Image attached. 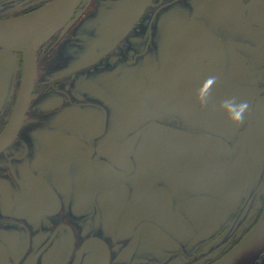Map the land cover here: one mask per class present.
<instances>
[{"label":"flooded vegetation","instance_id":"1","mask_svg":"<svg viewBox=\"0 0 264 264\" xmlns=\"http://www.w3.org/2000/svg\"><path fill=\"white\" fill-rule=\"evenodd\" d=\"M259 221L264 0H81L0 151V264H211Z\"/></svg>","mask_w":264,"mask_h":264},{"label":"water","instance_id":"2","mask_svg":"<svg viewBox=\"0 0 264 264\" xmlns=\"http://www.w3.org/2000/svg\"><path fill=\"white\" fill-rule=\"evenodd\" d=\"M81 0H56L55 8L38 23L27 28H14L0 21V46L22 52V78L17 100L8 125L0 133V151L13 139L23 118L35 75L37 47L60 29L70 18ZM53 4V5H54ZM264 250V226L253 228L230 251L211 264H248Z\"/></svg>","mask_w":264,"mask_h":264},{"label":"rangeland","instance_id":"3","mask_svg":"<svg viewBox=\"0 0 264 264\" xmlns=\"http://www.w3.org/2000/svg\"><path fill=\"white\" fill-rule=\"evenodd\" d=\"M26 0H0V21H9L10 19L12 20L13 16H16L18 12L22 11L24 7H31L29 5H21L24 3ZM56 0H42L41 2H45L41 9L45 7L47 4H54ZM3 54V52H2ZM4 55L7 56V53L4 51ZM6 83H7V78L0 76V95L6 90ZM3 100L1 99L0 96V102ZM259 221L254 228L258 225L260 226ZM243 239V238H242Z\"/></svg>","mask_w":264,"mask_h":264},{"label":"bare ground","instance_id":"4","mask_svg":"<svg viewBox=\"0 0 264 264\" xmlns=\"http://www.w3.org/2000/svg\"><path fill=\"white\" fill-rule=\"evenodd\" d=\"M54 8L55 4H47L42 9L40 8L29 14L18 16L16 18H13L12 20L10 19L7 24L14 28H27L29 27L28 25L40 22L43 17L49 14ZM263 226L264 221L260 222V226L258 227L261 229Z\"/></svg>","mask_w":264,"mask_h":264}]
</instances>
